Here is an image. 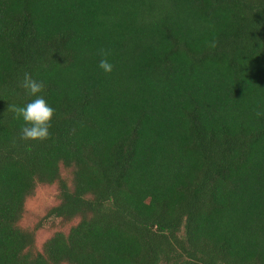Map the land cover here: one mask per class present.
<instances>
[{
	"label": "trees",
	"instance_id": "1",
	"mask_svg": "<svg viewBox=\"0 0 264 264\" xmlns=\"http://www.w3.org/2000/svg\"><path fill=\"white\" fill-rule=\"evenodd\" d=\"M0 264H264V0H0Z\"/></svg>",
	"mask_w": 264,
	"mask_h": 264
},
{
	"label": "clouds",
	"instance_id": "2",
	"mask_svg": "<svg viewBox=\"0 0 264 264\" xmlns=\"http://www.w3.org/2000/svg\"><path fill=\"white\" fill-rule=\"evenodd\" d=\"M99 61V69L105 74L113 72L114 65L107 58L108 53L102 52ZM45 84L25 75L23 88L25 93L31 97L30 101L23 106L13 107L17 118L23 120L21 127V139L24 141L41 142L50 137V129L55 117V109L44 98ZM261 113H257L260 115Z\"/></svg>",
	"mask_w": 264,
	"mask_h": 264
},
{
	"label": "rangeland",
	"instance_id": "3",
	"mask_svg": "<svg viewBox=\"0 0 264 264\" xmlns=\"http://www.w3.org/2000/svg\"><path fill=\"white\" fill-rule=\"evenodd\" d=\"M55 195L50 189H40L35 198L29 202L28 208L31 213L41 214L44 210L54 203ZM31 215V214H30ZM33 219V215H31ZM39 243H42V237L39 239Z\"/></svg>",
	"mask_w": 264,
	"mask_h": 264
}]
</instances>
